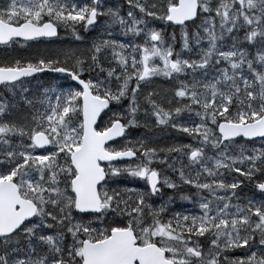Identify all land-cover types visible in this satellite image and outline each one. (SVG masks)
Masks as SVG:
<instances>
[{
  "label": "snow or ice",
  "instance_id": "6c2138e0",
  "mask_svg": "<svg viewBox=\"0 0 264 264\" xmlns=\"http://www.w3.org/2000/svg\"><path fill=\"white\" fill-rule=\"evenodd\" d=\"M0 264H264V0H0Z\"/></svg>",
  "mask_w": 264,
  "mask_h": 264
}]
</instances>
